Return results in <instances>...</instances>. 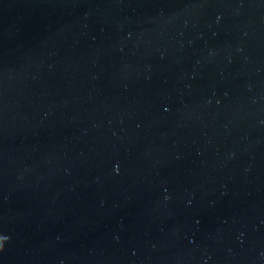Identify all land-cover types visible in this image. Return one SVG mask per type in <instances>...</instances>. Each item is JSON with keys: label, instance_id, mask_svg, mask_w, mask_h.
I'll return each mask as SVG.
<instances>
[{"label": "water", "instance_id": "95a60500", "mask_svg": "<svg viewBox=\"0 0 264 264\" xmlns=\"http://www.w3.org/2000/svg\"><path fill=\"white\" fill-rule=\"evenodd\" d=\"M0 264H264V0H0Z\"/></svg>", "mask_w": 264, "mask_h": 264}]
</instances>
